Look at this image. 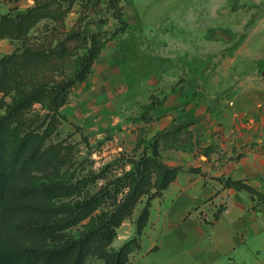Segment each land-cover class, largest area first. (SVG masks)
I'll use <instances>...</instances> for the list:
<instances>
[{
    "label": "trees",
    "instance_id": "16d2710c",
    "mask_svg": "<svg viewBox=\"0 0 264 264\" xmlns=\"http://www.w3.org/2000/svg\"><path fill=\"white\" fill-rule=\"evenodd\" d=\"M33 1L25 11L14 8L0 16V42L10 39L18 44L0 58V112L4 111L0 113V264H87L92 258L104 264H129L142 248L152 201L186 170L167 165L162 152H195L192 124L148 139L152 113L164 106V100L152 96L143 107L140 121L145 125L138 126L132 154L121 153L98 172L85 173L88 167L79 159L78 145L69 138L52 139L67 119L61 110L89 78L103 49L131 29L125 20V0ZM104 4L118 26L110 33H87L83 24ZM77 6L81 15L68 29L66 20ZM100 22L107 23L102 18ZM42 23L43 32L33 37ZM260 73L264 75V68ZM38 104L47 111L43 117L35 110ZM213 150L210 146L198 154L210 157ZM187 171L207 176L200 167ZM218 180L225 188L247 191L258 204L264 203V193L247 182ZM144 199L135 236L114 249L118 229Z\"/></svg>",
    "mask_w": 264,
    "mask_h": 264
},
{
    "label": "crops",
    "instance_id": "0c3cea01",
    "mask_svg": "<svg viewBox=\"0 0 264 264\" xmlns=\"http://www.w3.org/2000/svg\"><path fill=\"white\" fill-rule=\"evenodd\" d=\"M119 36L106 45L89 78L76 88L75 99L80 106L88 104L97 110L118 98L124 108L137 106L140 101L144 107L154 96L150 90L167 84L175 92L180 85L174 75L179 68L171 74L159 73L144 83V69L134 62L135 57L138 48L146 45L157 51V40L123 42ZM143 91L147 92V98L139 99L138 94ZM167 96L159 99L164 100L163 108L152 114L163 111L162 117L166 116L164 120L170 126L155 134L190 123L196 151L162 152L167 165L186 170L162 197L152 201L142 248L133 253L129 264H264V203L258 204L247 191L225 188L218 180L220 177L243 180L264 193V125L252 119L256 103L241 95L228 111L221 109L212 115L206 109H198L195 114L192 107L181 116L170 117L168 114L178 107L175 103L167 104ZM156 120L155 117L148 124V132ZM210 146L214 147L210 157L198 154ZM192 167L202 168L207 176L188 172ZM145 201L118 229L114 249L135 236L136 220ZM87 264L104 263L92 258Z\"/></svg>",
    "mask_w": 264,
    "mask_h": 264
},
{
    "label": "rangeland",
    "instance_id": "374dc122",
    "mask_svg": "<svg viewBox=\"0 0 264 264\" xmlns=\"http://www.w3.org/2000/svg\"><path fill=\"white\" fill-rule=\"evenodd\" d=\"M33 5L31 0H0V16L14 8L25 11ZM123 5L131 29L118 39L158 42L157 51L147 45L138 48L134 62L144 69V83L159 73L171 74L179 68L174 74L180 81L175 92L167 84L150 90L158 99L168 95L167 104L177 105V110L168 114L170 117L181 116L192 107L195 114L198 109H206L212 115L221 109L228 111L237 96L247 95L249 101L256 103L252 119L264 125V75L260 73L264 68V0H125ZM102 7V11L91 12L83 24L87 33H110L118 26L107 5ZM80 15L81 8L77 6L66 20L68 29L74 27ZM101 18L107 23H101ZM43 30L44 23L32 33L33 37ZM17 46L10 39L1 41L0 58ZM72 72L68 69L67 74ZM76 93L77 89L61 110L67 119L52 141L69 138V142L77 144L79 159L88 167L85 173L90 169L98 172L121 153L132 154L138 126L145 125L140 121L143 103L124 108L115 98L92 110L88 104L77 103ZM128 98L132 100L133 96ZM138 98L146 99L147 92L139 93ZM184 103L192 104L185 107ZM35 110L42 117L47 113L40 104ZM163 113L160 110L154 114L158 121L149 126L148 139L169 128Z\"/></svg>",
    "mask_w": 264,
    "mask_h": 264
}]
</instances>
